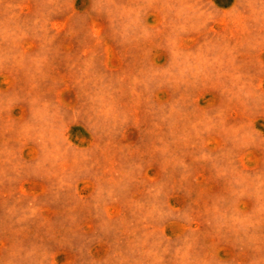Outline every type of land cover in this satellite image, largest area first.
<instances>
[{"label":"rangeland","instance_id":"374dc122","mask_svg":"<svg viewBox=\"0 0 264 264\" xmlns=\"http://www.w3.org/2000/svg\"><path fill=\"white\" fill-rule=\"evenodd\" d=\"M0 264H264V0H0Z\"/></svg>","mask_w":264,"mask_h":264}]
</instances>
